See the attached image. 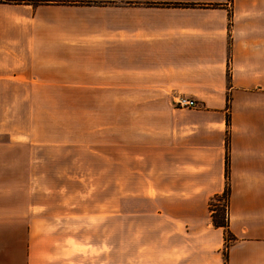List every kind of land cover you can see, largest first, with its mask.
Returning <instances> with one entry per match:
<instances>
[{
	"label": "crops",
	"instance_id": "1",
	"mask_svg": "<svg viewBox=\"0 0 264 264\" xmlns=\"http://www.w3.org/2000/svg\"><path fill=\"white\" fill-rule=\"evenodd\" d=\"M21 1L0 2V128L88 149L119 132L120 98H147V229L121 236L118 185H81L62 208L1 206L0 264H264V0ZM48 98H83L62 107L79 114L78 143L49 134ZM227 133L229 240L210 210Z\"/></svg>",
	"mask_w": 264,
	"mask_h": 264
},
{
	"label": "rangeland",
	"instance_id": "2",
	"mask_svg": "<svg viewBox=\"0 0 264 264\" xmlns=\"http://www.w3.org/2000/svg\"><path fill=\"white\" fill-rule=\"evenodd\" d=\"M0 2L22 3L21 0ZM11 99L0 97V119L3 116V105ZM82 99L48 98V103L40 100L41 106L47 104L50 111L54 106L60 110L40 114L41 121L52 126L49 134L57 138L67 135L78 143L81 136L79 114H65L62 107L71 104L78 108ZM94 99L84 98V101L91 104ZM119 107V132L104 135L101 138L103 144L101 142L88 149L79 144H18L11 138L9 130L0 128V186L9 187L7 191L0 190V207L15 206L21 202L24 207H29L28 202L39 197L40 201L48 202L52 208H62L64 195H72L73 198L84 195L83 192H75L81 185H118L121 236L126 232H144L147 229V98H120ZM21 108L24 112L27 106L22 105ZM23 119L24 117L20 123H23ZM67 124L71 125V130ZM115 140L119 141L118 146L111 144ZM106 141L109 143L105 144ZM37 185L42 186L43 190H50L55 186H70L73 192H35L27 189ZM103 196L106 201L111 193H104ZM25 234L24 228V240ZM15 239L19 240L20 236Z\"/></svg>",
	"mask_w": 264,
	"mask_h": 264
},
{
	"label": "trees",
	"instance_id": "3",
	"mask_svg": "<svg viewBox=\"0 0 264 264\" xmlns=\"http://www.w3.org/2000/svg\"><path fill=\"white\" fill-rule=\"evenodd\" d=\"M17 2V0H14ZM46 3H49L46 1ZM231 23V21H230ZM230 105V97H227V106L229 108ZM229 124V121H228ZM229 142L230 137L227 133L226 136V180L227 184L226 187L221 195L215 196L210 202V210H211V218L212 222L216 227H223L225 231V237L227 240L233 239L234 236L232 235L231 231L229 230V213H228V205H229V197H230V185H229ZM228 262V255H225V264Z\"/></svg>",
	"mask_w": 264,
	"mask_h": 264
},
{
	"label": "built area",
	"instance_id": "4",
	"mask_svg": "<svg viewBox=\"0 0 264 264\" xmlns=\"http://www.w3.org/2000/svg\"><path fill=\"white\" fill-rule=\"evenodd\" d=\"M174 104L180 108H198L199 103L196 99L187 96H175Z\"/></svg>",
	"mask_w": 264,
	"mask_h": 264
}]
</instances>
